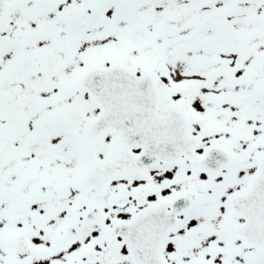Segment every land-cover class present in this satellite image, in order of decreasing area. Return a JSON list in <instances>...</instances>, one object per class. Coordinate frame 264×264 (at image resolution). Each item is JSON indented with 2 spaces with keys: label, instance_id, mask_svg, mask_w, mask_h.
I'll list each match as a JSON object with an SVG mask.
<instances>
[{
  "label": "snow or ice",
  "instance_id": "snow-or-ice-1",
  "mask_svg": "<svg viewBox=\"0 0 264 264\" xmlns=\"http://www.w3.org/2000/svg\"><path fill=\"white\" fill-rule=\"evenodd\" d=\"M0 264H264V0H0Z\"/></svg>",
  "mask_w": 264,
  "mask_h": 264
}]
</instances>
